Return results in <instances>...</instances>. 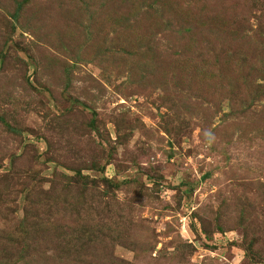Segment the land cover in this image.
I'll return each instance as SVG.
<instances>
[{
  "label": "rangeland",
  "instance_id": "374dc122",
  "mask_svg": "<svg viewBox=\"0 0 264 264\" xmlns=\"http://www.w3.org/2000/svg\"><path fill=\"white\" fill-rule=\"evenodd\" d=\"M0 264H264V0H0Z\"/></svg>",
  "mask_w": 264,
  "mask_h": 264
}]
</instances>
